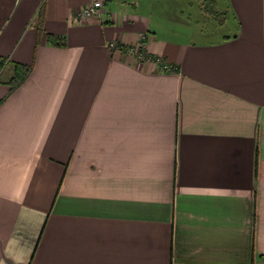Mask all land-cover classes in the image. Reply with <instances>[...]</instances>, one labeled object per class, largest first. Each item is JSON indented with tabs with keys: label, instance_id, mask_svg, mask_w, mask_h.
I'll use <instances>...</instances> for the list:
<instances>
[{
	"label": "crops",
	"instance_id": "0c3cea01",
	"mask_svg": "<svg viewBox=\"0 0 264 264\" xmlns=\"http://www.w3.org/2000/svg\"><path fill=\"white\" fill-rule=\"evenodd\" d=\"M213 1L217 41L168 0H0L32 67L0 83V264H264V0Z\"/></svg>",
	"mask_w": 264,
	"mask_h": 264
},
{
	"label": "rangeland",
	"instance_id": "374dc122",
	"mask_svg": "<svg viewBox=\"0 0 264 264\" xmlns=\"http://www.w3.org/2000/svg\"><path fill=\"white\" fill-rule=\"evenodd\" d=\"M220 1L224 5L222 0H218V5ZM168 3L165 19L168 22L173 19L170 14L176 16L180 34L187 41H217L220 36L231 32L232 24L227 13L219 10L213 0H168ZM12 73L11 64H0V80H7Z\"/></svg>",
	"mask_w": 264,
	"mask_h": 264
},
{
	"label": "trees",
	"instance_id": "16d2710c",
	"mask_svg": "<svg viewBox=\"0 0 264 264\" xmlns=\"http://www.w3.org/2000/svg\"><path fill=\"white\" fill-rule=\"evenodd\" d=\"M41 16H42V9L39 12L38 19L41 18ZM37 29L39 31H41L40 24L37 26ZM47 40L52 44H59L57 42L56 38L51 36V35L47 36ZM128 50H130V48L123 47V51L128 52ZM0 64L1 65L5 64V60L0 59ZM31 69H32V67L29 65H21L18 63H13L12 64V72H13L12 76H9V78L7 80H5L4 82H1V80H0V83L8 85L10 88V91H13V90L19 88L24 83V81L27 79L28 75L30 74Z\"/></svg>",
	"mask_w": 264,
	"mask_h": 264
},
{
	"label": "built area",
	"instance_id": "2783aa9c",
	"mask_svg": "<svg viewBox=\"0 0 264 264\" xmlns=\"http://www.w3.org/2000/svg\"><path fill=\"white\" fill-rule=\"evenodd\" d=\"M99 13V10L97 8L96 3H93L89 6H86L82 9H80L79 11H77L74 14V20L76 22L82 23L85 20H87L88 18H91L95 15H97ZM110 49H116V50H123V47L121 44L118 43H108L107 45ZM133 49V48H132ZM132 49L128 50V51H132ZM133 52V51H132ZM136 56H138L139 58H143V53H142V45H139L135 48L134 52Z\"/></svg>",
	"mask_w": 264,
	"mask_h": 264
}]
</instances>
